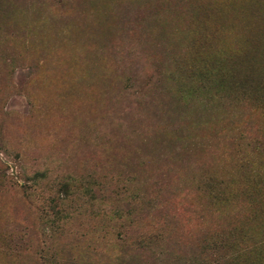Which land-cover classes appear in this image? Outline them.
Wrapping results in <instances>:
<instances>
[{"label":"rangeland","instance_id":"rangeland-1","mask_svg":"<svg viewBox=\"0 0 264 264\" xmlns=\"http://www.w3.org/2000/svg\"><path fill=\"white\" fill-rule=\"evenodd\" d=\"M0 264H264V0H0Z\"/></svg>","mask_w":264,"mask_h":264}]
</instances>
